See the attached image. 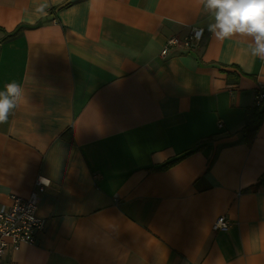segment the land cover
Wrapping results in <instances>:
<instances>
[{"label":"crops","instance_id":"1","mask_svg":"<svg viewBox=\"0 0 264 264\" xmlns=\"http://www.w3.org/2000/svg\"><path fill=\"white\" fill-rule=\"evenodd\" d=\"M210 22L200 0H0V91L27 96L0 124V205L49 180L43 229L0 264H264V115L243 132L264 59Z\"/></svg>","mask_w":264,"mask_h":264},{"label":"clouds","instance_id":"2","mask_svg":"<svg viewBox=\"0 0 264 264\" xmlns=\"http://www.w3.org/2000/svg\"><path fill=\"white\" fill-rule=\"evenodd\" d=\"M211 21L207 30L217 39L233 36L251 38L247 53L264 59V0H200ZM27 102L23 86L15 81L0 91V124L11 112Z\"/></svg>","mask_w":264,"mask_h":264},{"label":"built area","instance_id":"3","mask_svg":"<svg viewBox=\"0 0 264 264\" xmlns=\"http://www.w3.org/2000/svg\"><path fill=\"white\" fill-rule=\"evenodd\" d=\"M201 29H193L187 39L179 41L172 38L168 41L169 46L182 43L189 47L192 41H199L202 38ZM167 49L164 48L161 54L164 56ZM264 100V91H259L256 95L257 104ZM49 180L39 178L27 197L11 196V205H0V257L9 250H15L21 243H34L35 235L43 229L44 220L38 217L37 210L40 201V194L45 191ZM230 226V221L226 217H219L213 224V229L217 231L226 230Z\"/></svg>","mask_w":264,"mask_h":264},{"label":"trees","instance_id":"4","mask_svg":"<svg viewBox=\"0 0 264 264\" xmlns=\"http://www.w3.org/2000/svg\"><path fill=\"white\" fill-rule=\"evenodd\" d=\"M24 29H26V26H18L13 32L7 34L6 38L15 37L19 35ZM263 115H264V110L257 106H254L252 111L249 113L248 117L246 118L244 127H243L244 138L246 139V141H249L252 138L255 131L260 126Z\"/></svg>","mask_w":264,"mask_h":264}]
</instances>
